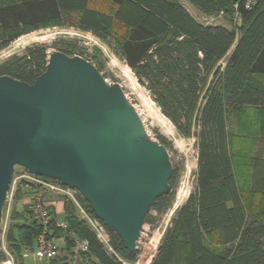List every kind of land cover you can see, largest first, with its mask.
Instances as JSON below:
<instances>
[{
	"label": "trees",
	"instance_id": "1",
	"mask_svg": "<svg viewBox=\"0 0 264 264\" xmlns=\"http://www.w3.org/2000/svg\"><path fill=\"white\" fill-rule=\"evenodd\" d=\"M188 1L206 16L223 15L233 28L200 24L180 0H0V51L26 34L56 27L91 33L109 45L152 93L178 133L196 138V188L171 218L150 264H264V186L255 189L252 182L254 168L264 170V0H255L251 8L246 7L248 0ZM235 42L222 68L219 63ZM55 48L83 55L76 44ZM102 55L94 48L89 59L100 72L105 69ZM48 58L47 46L39 44L1 64L0 76L32 84L46 70ZM157 137L168 147L163 135ZM247 142L253 144L252 152L236 148ZM179 178L180 171L173 170L170 192L157 199L152 211L170 208ZM39 191L42 202L51 201L49 191H28L24 185L18 186L14 201L32 199ZM61 198L63 212L49 206L52 219L47 227L29 208L12 209L7 248L17 264H30L25 251L34 248L45 228L47 237L63 242L71 256L69 261L59 256L57 264L138 261L139 251L129 253L112 232L115 253L110 252L74 201ZM76 199L98 219L79 191ZM60 218L71 234L88 241L87 252H74L76 244L57 227ZM151 218L150 212L146 223ZM0 257L2 262L8 258L3 251Z\"/></svg>",
	"mask_w": 264,
	"mask_h": 264
},
{
	"label": "water",
	"instance_id": "2",
	"mask_svg": "<svg viewBox=\"0 0 264 264\" xmlns=\"http://www.w3.org/2000/svg\"><path fill=\"white\" fill-rule=\"evenodd\" d=\"M17 166L78 190L131 254L173 176L121 85L61 51L32 84L0 76V230Z\"/></svg>",
	"mask_w": 264,
	"mask_h": 264
},
{
	"label": "rangeland",
	"instance_id": "3",
	"mask_svg": "<svg viewBox=\"0 0 264 264\" xmlns=\"http://www.w3.org/2000/svg\"><path fill=\"white\" fill-rule=\"evenodd\" d=\"M181 4L202 24L204 25H226L228 22L224 20L223 15L219 16H206L202 14L197 8L192 6L186 0H181ZM230 27V26H229ZM45 45L50 54L57 50L55 47L61 44H76L82 52L81 56L87 60L93 56L94 48H99L103 55L100 57L104 63V72H101L108 83H119L124 90L129 101L135 106L139 112L148 135L155 141H159L158 134L163 135L169 142L167 150L173 165V170L180 171V178L178 183L173 188V203L167 211L159 212L157 210L151 211V221L144 226V232L137 243V250L139 251L138 261L134 264H150L156 255L157 249L161 243V239L165 230L171 225V218L174 216L176 210L184 204L189 194L196 188V171H197V156L198 149L196 146V138L182 137L173 123L167 119L163 114L152 93L142 84L139 83L131 68L115 55L111 47L99 41L91 33L81 32L73 28H49L34 31L26 34L19 39L12 42L9 47L0 51V65L9 60L12 56L23 55L29 48L36 47L37 45ZM62 52V51H61ZM64 53V52H63ZM49 59V58H48ZM92 61V60H89ZM95 64V63H94ZM96 65V64H95ZM22 167L15 168L16 174L21 173ZM62 195L54 192H49L47 198L50 199L49 206H54L56 211H62L63 200ZM10 205L11 210L16 209L22 212L28 209L30 205V198L25 196L19 201H12ZM62 202V203H61ZM6 208H4L3 219L7 224L8 215H6ZM109 232V231H108ZM105 234V232L103 233ZM110 242L112 241L111 232H109ZM0 243L6 247L4 235L0 236ZM109 250L108 246L104 244ZM60 258L71 259L70 254L64 248V243L61 244ZM3 247L7 253L6 248ZM114 250V249H113ZM110 251V250H109ZM112 252V251H110ZM112 253H115L112 252ZM8 254V253H7ZM31 257V258H29ZM26 258V263H32V256ZM11 262V263H10ZM65 260L62 261L64 263ZM4 264H17L16 259L8 257L3 262ZM125 264H132L125 262Z\"/></svg>",
	"mask_w": 264,
	"mask_h": 264
},
{
	"label": "built area",
	"instance_id": "4",
	"mask_svg": "<svg viewBox=\"0 0 264 264\" xmlns=\"http://www.w3.org/2000/svg\"><path fill=\"white\" fill-rule=\"evenodd\" d=\"M255 4V0H248L246 7L251 8ZM19 185H24V188L28 191H33L35 188L39 187L40 189H45L49 192H54L56 194L70 197L76 206L79 209V214L81 217L88 222L91 229L95 232L96 236L102 242L103 244H106L110 251L114 252L113 247L111 246V242L109 237V230L106 228V226L99 220L92 218L85 209L80 205L78 200L76 199V193L78 190L69 188L67 186H63L61 183H50L40 178V176H37L35 174H31L26 170H22L21 173L16 174L14 173L11 189L8 193L7 201H6V215H8L7 218V224H5L4 219L2 220V226L0 230V236L4 235V239L6 241V247L0 243V251H3L7 257L13 258L12 254L8 251L7 248V232L9 229V223H10V215H11V207L10 205L12 202L9 201V198L12 197V201H14L15 193L18 189ZM40 191L39 193H35L33 198L30 197V205L28 206L29 210L35 215V217L43 224V226L47 227L50 223V220L52 219V212L49 209V203L50 202H42L40 198ZM57 227L60 228L66 235L69 237V240L73 241L76 244V247L74 249L75 253L80 252H87L89 248V243L87 240H80L77 237H75L73 234H71L68 231V223L60 218L57 220ZM109 231V232H108ZM105 232V234H103ZM47 228H45V231L43 234L39 236L37 239V242L33 249H28L25 251V258L32 256L35 260L36 264H57L56 259L60 255V251L62 249L61 245L58 243L55 239H50L47 236ZM3 247L6 248L7 253L4 251ZM11 263V262H10Z\"/></svg>",
	"mask_w": 264,
	"mask_h": 264
},
{
	"label": "crops",
	"instance_id": "5",
	"mask_svg": "<svg viewBox=\"0 0 264 264\" xmlns=\"http://www.w3.org/2000/svg\"><path fill=\"white\" fill-rule=\"evenodd\" d=\"M187 2H189L188 0H186ZM180 4H181V0H180V2H179ZM190 3V2H189ZM192 6H194L192 3H190ZM182 5V4H181ZM183 6V5H182ZM184 7V6H183ZM195 8H197L196 6H194ZM185 8V7H184ZM186 9V8H185ZM198 9V8H197ZM187 10V9H186ZM199 10V9H198ZM188 11V10H187ZM189 12V11H188ZM201 12V11H200ZM190 13V12H189ZM202 13V12H201ZM203 14V13H202ZM190 15L194 18V19H196L191 13H190ZM205 15V14H204ZM223 18H224V20L225 21H227L228 22V26H226V25H208V26H221V27H224V28H226V29H228V30H231L232 28H233V24H232V22H230L226 17H224V16H222ZM196 21H198L197 19H196ZM199 22V21H198ZM200 23V22H199ZM200 24H202V23H200ZM202 25H204V24H202ZM230 26V27H229ZM235 46H236V42H235V44L231 47V49L229 50V52L227 53V55L220 61V63H219V65L222 67V68H224L225 67V65L227 64V62H228V60H229V58H230V56L232 55V53H233V51H234V49H235ZM236 148L237 149H241V148H243V149H245V150H247V151H250V152H252L253 151V148H254V146H253V144H251L250 142H247V143H245L244 145H240V144H237V146H236ZM256 148H258V149H260L261 148V146H257ZM256 148H255V150H256ZM252 182H253V187L255 188V189H261L263 186H264V170H261L260 168H257L256 169V167L254 168V170H253V173H252ZM62 203V202H61ZM62 209H63V203H62ZM63 212V211H62ZM62 212H60L59 214H62ZM59 243V242H58ZM60 245L62 244V242H60L59 243ZM62 247V246H61ZM25 256V255H24ZM28 258V257H27ZM29 258H31V257H29ZM27 260V259H26ZM34 260V259H33ZM30 264H36V262H32V263H30ZM37 264H39V263H37Z\"/></svg>",
	"mask_w": 264,
	"mask_h": 264
}]
</instances>
